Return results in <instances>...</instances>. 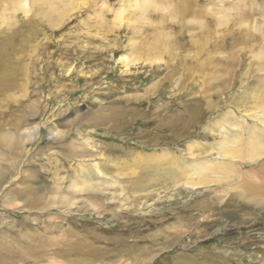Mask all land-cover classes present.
I'll return each instance as SVG.
<instances>
[{"label": "rangeland", "instance_id": "374dc122", "mask_svg": "<svg viewBox=\"0 0 264 264\" xmlns=\"http://www.w3.org/2000/svg\"><path fill=\"white\" fill-rule=\"evenodd\" d=\"M260 80L264 0H0V264H264L258 160L166 173L226 150Z\"/></svg>", "mask_w": 264, "mask_h": 264}, {"label": "bare ground", "instance_id": "6f19581e", "mask_svg": "<svg viewBox=\"0 0 264 264\" xmlns=\"http://www.w3.org/2000/svg\"><path fill=\"white\" fill-rule=\"evenodd\" d=\"M241 17H243V14ZM260 88L262 89L261 91L263 93L264 80H260V86L258 87V90ZM251 95L249 97H246L248 95H244L245 98L241 100V101H244V99H252L250 100V102H252V105H249V106H251L255 110H253L252 112L251 111L252 108H249L246 110V114H244L245 116L252 119L251 123L250 122L247 123L245 122V120H242L240 123H237V124L232 123L231 121L230 122H227V121L220 122L219 121V123L221 124L222 130H220L221 139L217 141L219 145L223 144L224 146H226V150L224 148L222 149V151L219 152L216 149V147H212L210 151H213V148L216 149L217 156L214 157L210 155V153L208 154L207 152L206 155L203 154L204 156H200L199 154L198 156L194 157L195 159L192 158V153L189 151L190 153L188 154V157H187L188 160L186 159L185 161H183V165L177 164L178 167L176 165L173 167L172 166L167 167L166 173H168L169 177L171 176V179H174V180L177 179L176 182H178L179 180L182 186H185L187 188H191L194 190L199 187L202 189H207V188H210V186H220V187H222V185L223 186L224 185L234 186L236 183H240L239 181L241 178L239 179V177H241V175L249 176L251 172H254L253 175H256L258 174L257 173L258 171L257 172L255 171L257 170L258 167L264 170V160H263L264 159V110L260 111L257 107H255L257 98L253 99L254 97ZM222 116L225 119L226 117H228L231 120V118L234 117V114L231 110H229ZM260 158H263V159L260 161ZM257 160L259 162H258V165L255 166L257 167L256 169H250V170L248 169L245 171L242 169L243 164H246V165L254 164L255 162H257ZM88 167L89 169L87 170V172H84V174L87 177L91 176L88 173V171L91 168H94L93 172L95 173L96 176L103 177V173L98 168L96 162L92 161L88 163ZM261 181L264 183V180H261ZM244 191L246 192L244 193ZM248 191L250 192V194L253 192L254 195L256 194L255 192H258L256 189L254 190L253 188L242 189L243 194L248 193ZM259 194L258 195L261 198L259 197V199H257L256 202H261L264 204V194L262 193H259ZM96 257L98 258L100 256H96ZM96 257H95V261H96Z\"/></svg>", "mask_w": 264, "mask_h": 264}]
</instances>
